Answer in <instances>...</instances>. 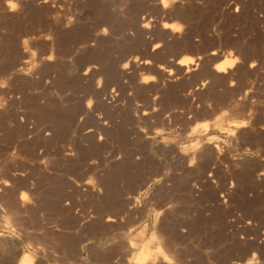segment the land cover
<instances>
[{"label":"rangeland","instance_id":"1","mask_svg":"<svg viewBox=\"0 0 264 264\" xmlns=\"http://www.w3.org/2000/svg\"><path fill=\"white\" fill-rule=\"evenodd\" d=\"M0 215V264H264V0H0Z\"/></svg>","mask_w":264,"mask_h":264},{"label":"bare ground","instance_id":"2","mask_svg":"<svg viewBox=\"0 0 264 264\" xmlns=\"http://www.w3.org/2000/svg\"><path fill=\"white\" fill-rule=\"evenodd\" d=\"M145 25H146L145 27H148L149 24L147 23ZM164 27L166 29V27L168 26H164ZM213 55L217 56L216 59H219V58L223 59L215 65L214 69L216 72L225 73L227 72V69H231L234 67L235 59L231 58V54L227 56L226 55L219 56L216 52H213ZM145 63L147 64L148 62L146 61ZM189 63H191V58L183 57L178 61V65L180 66H187ZM144 83H148V81H144ZM2 216L4 215L2 214ZM161 245L162 244H160V241H159L156 243V246L153 249L147 248L145 246H138V248L135 250L136 252L134 251L135 252L134 254L135 264H148L149 262L152 263L151 261H155L156 259L159 260L162 258L165 260L166 256H165V253ZM32 263H33L32 256L29 254H24L18 264H32ZM247 263H251V260L249 259Z\"/></svg>","mask_w":264,"mask_h":264},{"label":"snow or ice","instance_id":"3","mask_svg":"<svg viewBox=\"0 0 264 264\" xmlns=\"http://www.w3.org/2000/svg\"><path fill=\"white\" fill-rule=\"evenodd\" d=\"M243 125H238L237 127H242ZM233 135H235V133H233Z\"/></svg>","mask_w":264,"mask_h":264}]
</instances>
